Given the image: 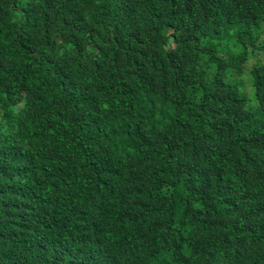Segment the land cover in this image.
I'll return each instance as SVG.
<instances>
[{
  "label": "trees",
  "instance_id": "trees-1",
  "mask_svg": "<svg viewBox=\"0 0 264 264\" xmlns=\"http://www.w3.org/2000/svg\"><path fill=\"white\" fill-rule=\"evenodd\" d=\"M263 33L264 0H0V264H264Z\"/></svg>",
  "mask_w": 264,
  "mask_h": 264
},
{
  "label": "rangeland",
  "instance_id": "rangeland-1",
  "mask_svg": "<svg viewBox=\"0 0 264 264\" xmlns=\"http://www.w3.org/2000/svg\"><path fill=\"white\" fill-rule=\"evenodd\" d=\"M261 44H264V33L262 35L261 38ZM243 50V47L234 45L233 43L229 42L227 45L219 47L218 48V52L221 54H230V55H235L236 53L240 52ZM247 51V58L244 61L243 64V73H242V78L241 79H246L248 77V71L250 70V68L255 64L258 63L261 59V52L258 53L259 51L256 49H251L250 47H247L246 49ZM202 67L209 72L210 69L208 66H206L205 64H202ZM249 83H247L245 81V83L243 84V89H242V93L244 95V98L246 99L247 103L249 104V107L254 106L253 103V90H252V86L250 85V78L248 79ZM240 82V81H237Z\"/></svg>",
  "mask_w": 264,
  "mask_h": 264
}]
</instances>
